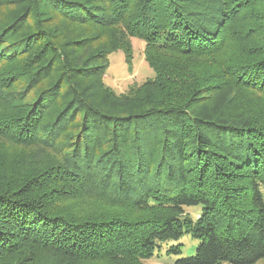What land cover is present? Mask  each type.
I'll list each match as a JSON object with an SVG mask.
<instances>
[{"label": "trees", "instance_id": "1", "mask_svg": "<svg viewBox=\"0 0 264 264\" xmlns=\"http://www.w3.org/2000/svg\"><path fill=\"white\" fill-rule=\"evenodd\" d=\"M132 38L155 74L117 93ZM239 87L264 96V0H0V136L23 147L0 264H144L185 235L165 264L263 259L264 112Z\"/></svg>", "mask_w": 264, "mask_h": 264}, {"label": "rangeland", "instance_id": "2", "mask_svg": "<svg viewBox=\"0 0 264 264\" xmlns=\"http://www.w3.org/2000/svg\"><path fill=\"white\" fill-rule=\"evenodd\" d=\"M132 51L133 57L130 61H127L126 55L122 49H117L110 56V66L104 76L105 85L114 89L117 93L128 92L131 86L143 84L147 79L154 76V70L149 65L145 58V42L140 38H132ZM239 92L244 94L241 99L246 100L250 107L253 105L260 106L264 112V96L250 90H246L242 87L237 88ZM247 104V103H245ZM244 106V104L242 105ZM23 147L19 143H14L8 138L0 136V158L14 159L16 156H21ZM28 151V149H26ZM14 157V158H11ZM17 158V157H16ZM71 206L77 210H83L87 213L93 207L84 206L82 208L76 207V203H71ZM194 212V208H190ZM181 247L180 252L171 251L169 254L164 253L155 258L145 260L144 264H165L177 260L179 257H188L193 255L199 245L197 239L192 238L190 235H185L179 240H173L168 242V245H179ZM256 264H264V258L258 261Z\"/></svg>", "mask_w": 264, "mask_h": 264}]
</instances>
